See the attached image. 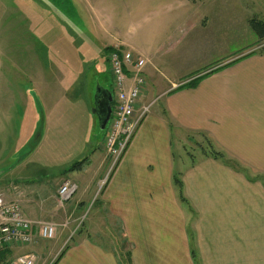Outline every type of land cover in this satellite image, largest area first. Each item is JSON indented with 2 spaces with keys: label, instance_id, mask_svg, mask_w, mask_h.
<instances>
[{
  "label": "rangeland",
  "instance_id": "rangeland-1",
  "mask_svg": "<svg viewBox=\"0 0 264 264\" xmlns=\"http://www.w3.org/2000/svg\"><path fill=\"white\" fill-rule=\"evenodd\" d=\"M209 1L214 4L205 12L204 24L193 18L191 6L175 0H91L87 14L76 0H0V190L22 208V200L42 204L46 192L53 193L49 213L31 214L57 228L53 239L36 238L28 245L4 248L0 257L33 253L37 264H53L61 252L84 238L117 253L119 264H192L191 249L181 233L182 224L188 229L190 204L179 172L173 177L181 181L180 191L172 177L171 186L151 181L116 186L109 192V181L124 154L112 165L103 148L101 176L94 184L81 194V184L73 181L77 191L67 202H60L57 190L63 180L80 176L69 170L73 163L99 154L107 126L101 130L92 112L94 96L98 87L115 93L108 37L129 33L136 47L145 45L144 52H129L143 58L145 65L150 61L160 82L204 63L215 64L244 44L253 51L264 48V39L251 36L249 20L240 17L254 12L253 18L264 22L253 0ZM223 2L230 3L229 9L222 7ZM94 7L103 24L91 23L90 18L96 19ZM167 36L170 40L164 44ZM158 85L150 84L142 94L140 104H151L141 124L160 104ZM173 146L182 170L196 155L206 156L211 150L206 139L194 134ZM107 192L113 195L111 204ZM80 195L82 201L72 203ZM118 196H129V204ZM115 209H142L146 215L120 218L112 214ZM186 235L189 238L188 231ZM164 236L175 238V243Z\"/></svg>",
  "mask_w": 264,
  "mask_h": 264
},
{
  "label": "crops",
  "instance_id": "crops-1",
  "mask_svg": "<svg viewBox=\"0 0 264 264\" xmlns=\"http://www.w3.org/2000/svg\"><path fill=\"white\" fill-rule=\"evenodd\" d=\"M175 1L191 6L193 18L198 17L204 24L208 19L205 12L214 4L209 0ZM253 2L254 10L264 15V0ZM76 4L81 5L86 14L89 5L92 6L91 0H76ZM222 7L229 9L230 3L223 2ZM94 9L96 19L90 18L91 23L94 26L98 22L103 24L98 10ZM246 12L240 17L250 20L255 15L254 12ZM225 16L229 18L230 12ZM178 17L180 19L181 16ZM168 39L169 36L164 44ZM134 43L129 33H118L108 37L106 47L144 52L145 45L136 47ZM224 56L215 64L204 63L179 78H165L161 82L155 78L150 61L147 62L149 64L143 68L146 88L150 84H159L160 104L149 112L127 147L109 181V192L115 191L116 186L129 187V184L151 181L156 185L171 186L173 174L177 171L188 192L185 194L190 204L186 212L188 229L182 224L181 233L187 240L189 251L195 252L196 262L191 258V263L264 264V48L253 51L244 44L235 51H227ZM205 73L208 75L194 87L177 89ZM193 134L206 139L209 146L222 153L225 159L196 155L182 170V161L175 155L173 144ZM104 135L98 156L85 161L76 170L80 176L69 178L81 184V194L101 176L99 171L105 159ZM109 192L107 200L111 204L113 195ZM118 198H124L129 204V196ZM49 200L52 203L55 200L53 193L46 192L42 204L22 200L25 203L22 210L27 217L38 220L32 214L35 211L49 213L52 209ZM81 201L82 195L72 199V203ZM142 211L129 209L128 212L127 209L119 212L115 209L112 214L120 218L146 215ZM147 215L151 214L148 212ZM167 227L178 233L173 225ZM181 233L178 236L182 240ZM163 239L170 244L175 240L166 236ZM116 254L95 241L79 238L65 249L56 264H119Z\"/></svg>",
  "mask_w": 264,
  "mask_h": 264
},
{
  "label": "built area",
  "instance_id": "built-area-1",
  "mask_svg": "<svg viewBox=\"0 0 264 264\" xmlns=\"http://www.w3.org/2000/svg\"><path fill=\"white\" fill-rule=\"evenodd\" d=\"M107 60L115 93L112 96L103 148L114 165L125 153L151 103L140 104L146 90L143 58L129 51L112 50L107 54ZM76 191L75 182L63 180L58 187L57 198L60 202H67ZM8 197L6 192L0 190V250L31 244L36 238L51 240L55 237V223L32 220L24 214L17 200ZM0 264H37V256L33 253L19 254Z\"/></svg>",
  "mask_w": 264,
  "mask_h": 264
},
{
  "label": "trees",
  "instance_id": "trees-1",
  "mask_svg": "<svg viewBox=\"0 0 264 264\" xmlns=\"http://www.w3.org/2000/svg\"><path fill=\"white\" fill-rule=\"evenodd\" d=\"M249 26H250V28L252 29V31L255 33V35L258 36L259 39H264V22H263V21H260V20H258V19H256V18H251V19L249 20ZM106 50H107V54H108L110 51L113 50V47H107ZM222 67H223V66L218 67V68L215 69V70H218V69H220V68H222ZM206 75H208V73H205V74H203V75H200V76H198V77H196V78H194V79H192V80H189L188 82L179 85V86L177 87V89H178V88H179V89H180V88H184V87H194V86L197 84V82H198L200 79H202L204 76H206ZM105 128H106V127H105ZM210 148H211V147H210ZM208 155L212 156V157L215 158V159H221V160L225 159L222 153L217 152V151L213 150L212 148H211L210 153H209ZM83 163H84V161H80V162L78 161V162H75V163H73V164L70 166L69 170H70V171L78 170V169H80V167H81V165H82ZM228 163L231 164V163L229 162V160H228ZM231 166L235 167L234 164H231ZM173 180H174V183L177 185V187L179 188V191H180V189H181V185H182V184H181V181L178 180V178H176V177H173ZM179 196H180V199L184 201V198L182 197V195L180 194V192H179ZM2 251H4V250H3V249L0 250V254L2 253ZM64 251H65V250H64ZM64 251L60 253V255L57 257V259L55 260V262H54L53 264H56V263L59 261L60 257L63 255ZM191 254H192L193 260L196 262V259H195V252H194L193 250H191ZM7 258H8V257H5V256H4V257H0V262L3 261V260H5V259H7Z\"/></svg>",
  "mask_w": 264,
  "mask_h": 264
},
{
  "label": "water",
  "instance_id": "water-1",
  "mask_svg": "<svg viewBox=\"0 0 264 264\" xmlns=\"http://www.w3.org/2000/svg\"><path fill=\"white\" fill-rule=\"evenodd\" d=\"M111 93L103 87H98L94 96L92 112L97 116L99 128L103 130L111 115Z\"/></svg>",
  "mask_w": 264,
  "mask_h": 264
}]
</instances>
